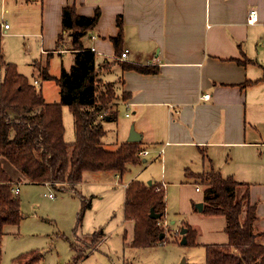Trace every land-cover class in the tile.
Segmentation results:
<instances>
[{
  "label": "crops",
  "instance_id": "1",
  "mask_svg": "<svg viewBox=\"0 0 264 264\" xmlns=\"http://www.w3.org/2000/svg\"><path fill=\"white\" fill-rule=\"evenodd\" d=\"M40 1L37 32L27 34L34 39L21 52L29 56L28 62L34 60L29 66H47L53 76L55 69L65 68V61L72 66L74 55L57 50L56 46L62 32L63 8L74 6L82 16H93L99 9L97 26L83 40L96 54L97 64L118 60L157 68V73L143 74L123 71L120 64L114 65L121 68L119 91L130 94L122 103L134 110L144 124V132L140 133L142 143L147 144L146 137L156 149V156L148 159L153 152L144 147L143 151L149 154L141 157L140 173L161 159L157 166L165 177L169 174L165 165L169 156L177 160L183 157L189 164L182 162L179 169L171 170L170 177L175 179L171 184L177 183L178 173L184 175L192 169H198L194 173H202L210 168L223 177L231 176L249 185L250 203L257 205L260 217L259 237L264 236V129L260 113L248 109L254 106L264 110V80L244 86L264 76V0ZM251 10L258 15L254 24L248 22ZM119 16L123 20V52L128 50L125 61L116 58L111 40L119 33ZM3 25L1 29L6 35L11 26L4 30ZM3 54L6 58L4 47ZM247 58L253 62H240ZM39 60L44 62L43 66ZM7 62L19 65L14 58ZM38 83V79L33 80L34 85ZM42 87L45 101L55 103L46 99L48 88H54ZM54 94L59 100L58 86ZM207 94L209 99L204 98ZM107 115L106 110L102 111L99 120L109 121ZM183 150H187L188 156H183ZM201 154L203 159L198 161ZM114 177L120 181L119 176ZM151 182L161 183L167 191L165 182ZM181 186L180 227L184 223L195 229L198 245L227 244L225 217L205 216L197 207L195 210L196 203H203L204 208L203 190L193 184ZM241 188L244 192L245 187ZM165 200L167 207V195ZM126 222L133 239V222Z\"/></svg>",
  "mask_w": 264,
  "mask_h": 264
},
{
  "label": "trees",
  "instance_id": "2",
  "mask_svg": "<svg viewBox=\"0 0 264 264\" xmlns=\"http://www.w3.org/2000/svg\"><path fill=\"white\" fill-rule=\"evenodd\" d=\"M101 12L82 16L74 6L62 11V32L56 40L57 50L74 55L71 70H63L60 77L43 70L45 80L54 81L60 89V101L47 103L41 91L20 73L16 63L6 62L3 54V34L0 24V157L5 158L16 170V180L4 168L0 160V240L10 226L20 228L24 219L21 200L13 188L20 182L33 184L75 185L84 180L86 172H108L119 176L122 182L133 167L143 165L139 153L144 150L142 141L124 142L116 150L105 149L103 138L106 130L100 122L102 111L108 112L109 121L118 119L117 101H126L130 94L120 92L116 82H106L99 77L101 71H109L116 63L123 71L134 70L143 74L157 73V68L121 61H104L97 64L96 54L85 46L84 38L97 26ZM119 33L113 37L116 58L123 53V20L117 18ZM253 62L244 59L242 63ZM39 66V67H38ZM261 80L248 81L251 86ZM63 106L70 108L74 117L76 139H64ZM191 180L203 187L205 216H224L228 243L206 245L207 264H264V244L257 242L259 216L257 205L250 203L249 185L233 177H223L220 172H186ZM245 187L242 194L239 188ZM74 189L73 187H71ZM83 205L90 208L91 199L82 194ZM166 189L161 183L149 185L132 180L126 184L124 217L133 222L134 235L130 246L149 248L164 241L161 220L166 213ZM160 215L151 218V211ZM187 244L197 245V231L188 224ZM78 225L74 237L79 239ZM264 235V234H263ZM102 233H95L89 246L94 249L101 241ZM0 243V262L2 260ZM43 254L39 250L22 253L13 264H41Z\"/></svg>",
  "mask_w": 264,
  "mask_h": 264
},
{
  "label": "rangeland",
  "instance_id": "3",
  "mask_svg": "<svg viewBox=\"0 0 264 264\" xmlns=\"http://www.w3.org/2000/svg\"><path fill=\"white\" fill-rule=\"evenodd\" d=\"M38 1L40 0H0V24L7 23L11 26L2 40L5 61L11 58L18 60L20 73L25 74L32 83L34 79H38L40 85L38 83L35 86L41 91L43 85L54 89H57V86L54 82L44 79L43 70L29 66L34 60L28 62L29 56L21 54L34 39L29 38L27 34L31 31L37 32L38 29V15L42 7L41 1L39 4ZM14 54L18 56L13 57ZM68 62H64L65 68L61 66L57 71L55 69L54 74L60 77L64 69L70 71L72 66H67ZM39 63L44 65L43 61L39 60ZM3 72L4 68H1L0 80ZM119 72L121 73V68L114 66L110 71H101L99 77L106 82H116L118 87L121 76ZM54 89L48 88L46 99L50 102H59L60 99H56ZM117 104L116 121L100 120L106 130L103 138L105 149L111 151L128 141L133 126L138 133L144 132V124L138 120V114H134V110L128 109L120 100ZM250 107L256 113H260L258 117L264 129V110L254 106H248V109ZM62 113L65 126L64 139L69 143L74 142L76 134L73 114L67 106H63ZM144 142L147 144L143 146L153 152L148 159L154 158L156 149L149 144L146 137ZM184 155L188 156L187 150H183ZM202 159V154L201 157H197L198 161ZM0 160L7 172L16 180L17 170L5 158L0 157ZM160 160L155 162L149 160L154 166L141 173L139 169L143 165L133 167L122 182L116 179L113 173L86 172L84 180L73 186L33 184L24 181L15 184L20 190L17 195L21 200L24 219L18 230L13 226L8 227L7 233L0 240L3 251L0 264H13L14 258L32 250H39L43 254L41 264H207L205 246L182 244L183 236L180 230L183 226L180 227L181 222L178 221L179 187L183 184L186 186L193 184L202 190L203 187L191 180L192 176L189 177L186 173L184 175L178 173L177 183L171 184L172 180H175L170 177L171 170L179 169L182 162L189 164L183 157L177 160L169 156L168 162H165L169 174L165 177L157 166ZM187 166L192 168V165ZM194 170L198 169L191 171ZM133 179L147 181L146 183L165 182L167 188V209L161 220L164 241L149 248L137 249L130 246L133 233L130 224L125 220L123 206L125 186ZM238 191L239 194L243 192L242 188ZM76 192L91 199L90 208L84 207L82 198ZM197 204L194 205L195 210ZM77 225L79 239L74 237ZM95 233H102V236L100 243L92 249L89 243ZM257 242L264 244V236L259 237Z\"/></svg>",
  "mask_w": 264,
  "mask_h": 264
},
{
  "label": "water",
  "instance_id": "4",
  "mask_svg": "<svg viewBox=\"0 0 264 264\" xmlns=\"http://www.w3.org/2000/svg\"><path fill=\"white\" fill-rule=\"evenodd\" d=\"M142 140V136H141V134L140 133H138L136 130H135V128H134V126L132 127V129H131V132H130V136H129V139H128V141L129 142H140ZM151 181L148 183L149 185H151ZM197 209L200 211V212H202V210H203V203H199V204H197ZM151 218L152 219H159L160 218V215H155L154 214V211L152 210L151 211ZM187 232H188V229L187 228H185V227H182L181 228V230H180V234L183 236V239H182V244H187L188 242H187V237H186V235H187ZM164 233L161 235V238H164Z\"/></svg>",
  "mask_w": 264,
  "mask_h": 264
},
{
  "label": "built area",
  "instance_id": "5",
  "mask_svg": "<svg viewBox=\"0 0 264 264\" xmlns=\"http://www.w3.org/2000/svg\"><path fill=\"white\" fill-rule=\"evenodd\" d=\"M258 21V15H257V12L255 11V10H251L250 12H249V16H248V22L250 23V24H254V23H256ZM10 28V26H9V24H7V23H5L4 25H3V29L4 30H7V29H9ZM2 34L4 35V32H3V30H2ZM127 57H128V50H126V51H124L123 53H122V55H121V57H120V59L121 60H123V61H125L126 59H127ZM37 83V82H36ZM204 98L205 99H209L210 98V95L209 94H207V95H204ZM127 116H128V114H127ZM149 154V152L148 151H141L140 153H139V156L140 157H145V156H147ZM161 154V153H160ZM19 187L16 185L14 188H13V192H14V194H18L19 193Z\"/></svg>",
  "mask_w": 264,
  "mask_h": 264
}]
</instances>
